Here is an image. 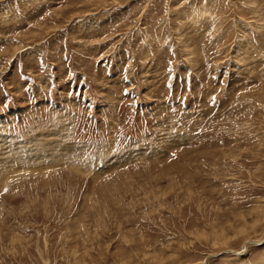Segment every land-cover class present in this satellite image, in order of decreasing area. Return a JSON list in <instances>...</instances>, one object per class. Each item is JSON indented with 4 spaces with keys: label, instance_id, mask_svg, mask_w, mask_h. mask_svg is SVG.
I'll list each match as a JSON object with an SVG mask.
<instances>
[{
    "label": "rangeland",
    "instance_id": "rangeland-1",
    "mask_svg": "<svg viewBox=\"0 0 264 264\" xmlns=\"http://www.w3.org/2000/svg\"><path fill=\"white\" fill-rule=\"evenodd\" d=\"M0 264H264V0H0Z\"/></svg>",
    "mask_w": 264,
    "mask_h": 264
}]
</instances>
